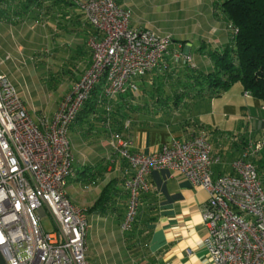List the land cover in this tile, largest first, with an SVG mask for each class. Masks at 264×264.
Here are the masks:
<instances>
[{"label":"built area","instance_id":"1","mask_svg":"<svg viewBox=\"0 0 264 264\" xmlns=\"http://www.w3.org/2000/svg\"><path fill=\"white\" fill-rule=\"evenodd\" d=\"M77 2L96 30L87 39L91 63L52 116H34L0 72V253L7 264H93L87 258L88 213L68 193L75 161L70 128L97 85L106 99L139 91L136 79L156 69L170 51L172 36L131 26L132 9L118 0ZM106 126L111 129L109 121ZM113 147L131 170L123 231L132 227L142 195L152 189L151 172L167 168L208 192L204 244L212 264H264V186L251 160L264 149V138L250 140L232 161V172L218 177L212 172L218 159L204 132L174 138L150 154L131 151L130 141L117 136ZM46 214L54 232L44 228Z\"/></svg>","mask_w":264,"mask_h":264},{"label":"crops","instance_id":"2","mask_svg":"<svg viewBox=\"0 0 264 264\" xmlns=\"http://www.w3.org/2000/svg\"><path fill=\"white\" fill-rule=\"evenodd\" d=\"M28 1L0 2L2 9L19 7L23 2L26 4L23 19L14 16L16 23L3 19L0 14V42L13 49V53L19 54L20 58L28 57L26 49L47 43L56 49V60L61 64H72L75 79L78 80L91 63L87 44L90 34L86 31L89 27L78 0H37L41 3L40 7ZM118 1L132 8L130 25L133 27H147L141 16L139 19L135 17L141 2L144 12H165L166 18L174 22L178 16L180 25L191 24L195 30L191 34L182 32V29L173 30L174 35L179 34L184 40L177 42L172 38L170 51L160 65L140 80L142 92L143 89L161 91L160 85L170 91L166 77L170 72L173 77L174 71L182 69L178 64L187 60L186 56H190L191 61L188 62L196 68L205 72L213 70L215 64L211 53L224 51L231 41V30L227 28L228 21L221 13L219 0H170L165 3L156 0ZM176 54L180 57L176 58ZM100 91L102 93L103 86ZM137 99L142 100L143 110L132 121H126V139L130 141L131 151L150 154L171 143L174 138L204 132L212 144L213 157L218 159L212 165L214 177L231 173L232 161L243 154L244 141L264 134V103L250 92L246 93L242 85H232L213 98L204 97L196 102L187 99L180 104L183 109L174 112L175 115L169 119L157 114L161 112L159 103H148V95L144 92ZM99 110L98 114L92 111L84 113L69 131L75 161L68 193L77 206L88 210L87 258L93 264H212L204 244L208 231L203 210L208 192L194 186L181 173L167 168L151 172L149 180L152 189L143 194L142 205L147 218L152 219L147 225L150 235L146 247L129 248L125 240L126 232L121 227L123 217L109 208L114 204L112 199L108 201V208L98 204L107 185L126 188L125 182L116 179H128L131 174L127 161L114 150V136L100 120L103 110ZM246 117L250 123L245 122ZM241 127L248 129L247 137L246 132L241 135ZM262 151L253 157L258 158ZM123 201L127 198L118 197L116 203Z\"/></svg>","mask_w":264,"mask_h":264},{"label":"trees","instance_id":"3","mask_svg":"<svg viewBox=\"0 0 264 264\" xmlns=\"http://www.w3.org/2000/svg\"><path fill=\"white\" fill-rule=\"evenodd\" d=\"M10 2L11 0H7V4ZM29 2L36 4L38 7L41 4L37 0H29ZM218 4L221 13L233 28L230 43L224 51L215 50L211 53L215 64L213 70L205 72L196 68L187 60H183L178 64L182 69L174 71L173 77L170 76L172 72L168 73L169 76L166 77V84H168L170 91H167L161 85L159 88L162 90L158 92H155L154 89H143V92L148 95V103L154 105L159 103L161 112L157 114H160V117L163 116V118L169 119L175 115L174 112L182 108L180 104L184 103L185 100L189 99L191 102H196L204 97L213 98L221 95L222 92L229 89L236 82H240L244 91L250 92L264 103V0H219ZM25 6L26 4L23 2L19 7L0 8L1 17L16 23L15 17L19 20L23 19V14L26 13ZM86 23L89 28L92 27L87 28L86 31L90 35L96 33L95 28L89 22L86 21ZM68 69L74 75L75 71ZM148 75L149 73L145 74L140 80ZM141 83H138L139 91H127L116 95L112 99H106L102 96L100 91L102 84L97 85L77 118H82L83 114L88 111L98 114L100 112L99 108H101L103 112H101L99 118L102 123L106 124L109 121L111 125L110 132L113 136L126 138L128 132L126 121H132L135 115L143 110L142 100L137 99L139 95L143 94ZM152 112L151 109L150 113ZM251 160L259 163L257 168L264 167V149L259 160L255 157H252ZM126 180L124 178L116 179L121 183L126 182ZM261 181L264 186V178H261ZM144 196L142 195L141 204L132 227L125 231V240L129 248L141 247V245L145 248L149 239L150 229H147V225L152 219L147 218L146 209L142 205ZM118 197L127 198V201L117 204ZM109 199H112L114 203L109 208L116 210L123 217H121L123 220L128 209V191L124 187H109L107 185L101 193L98 204L101 203V205L108 208ZM123 203L124 205H122ZM90 209L92 210V207ZM86 211L88 213L87 209Z\"/></svg>","mask_w":264,"mask_h":264},{"label":"rangeland","instance_id":"4","mask_svg":"<svg viewBox=\"0 0 264 264\" xmlns=\"http://www.w3.org/2000/svg\"><path fill=\"white\" fill-rule=\"evenodd\" d=\"M156 1H163V3H165L170 0ZM150 5L154 4L151 3ZM143 7L144 5L139 2L135 17L139 19V16H141L143 20L147 22L146 28L158 35H170L173 40L179 42L184 39H180L179 34L174 35L173 30L177 31V29H182V32L189 34L195 32L191 24L185 26H183V24L180 25L177 20L178 16L176 17V22H174L171 18H166L167 15L165 12H159L158 10H155L154 13L146 12V10L144 12ZM229 25L228 23L227 28H229L232 33V29ZM193 35L194 33H192V36ZM13 51V49L0 42V72L6 74L16 88L22 92L21 94L22 96L24 95L23 97L27 102L28 109L34 116H40L42 114L52 116L64 94L70 91L79 80H76L75 76L69 72L68 68L72 69V65L68 63L61 64L60 61L56 60V49H53L51 46L47 45V43H41L40 45L26 49L28 57L20 58V55L13 53ZM186 57V59L190 58V56ZM136 83H140V77L136 79ZM241 85L240 82H236L233 86L241 87ZM246 93L249 92L246 91ZM245 122L250 123L248 117H246ZM241 128V135L244 136L243 134L246 132L247 135L245 134V137H247L249 133L248 129L244 127ZM262 138H264V134L259 138L252 137L251 140L257 141ZM249 141L250 140L244 141V148L247 147ZM260 157L259 155L256 159L259 160ZM256 164L259 166L258 162ZM258 172L260 178H264V167H258ZM42 222L46 231H55V223L49 214L43 216ZM92 251L94 252L91 240V255Z\"/></svg>","mask_w":264,"mask_h":264},{"label":"water","instance_id":"5","mask_svg":"<svg viewBox=\"0 0 264 264\" xmlns=\"http://www.w3.org/2000/svg\"><path fill=\"white\" fill-rule=\"evenodd\" d=\"M0 264H7L1 253H0Z\"/></svg>","mask_w":264,"mask_h":264}]
</instances>
